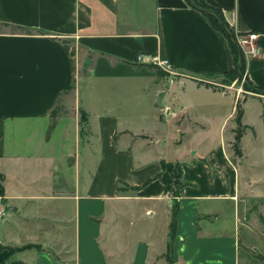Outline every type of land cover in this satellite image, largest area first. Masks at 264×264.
Segmentation results:
<instances>
[{
  "label": "crops",
  "instance_id": "0c3cea01",
  "mask_svg": "<svg viewBox=\"0 0 264 264\" xmlns=\"http://www.w3.org/2000/svg\"><path fill=\"white\" fill-rule=\"evenodd\" d=\"M204 1L234 33L256 34L242 77L264 88V0ZM139 53L164 59L172 79L136 63ZM234 67L225 34L188 0H0V261L149 264L159 250L155 228L137 224L144 204L163 205L166 222L174 203L177 264H264V231L246 217L264 177L233 162L239 92L218 85ZM104 89L128 96H98ZM227 97L218 134L205 136L203 109ZM250 100L261 101L242 102L245 161Z\"/></svg>",
  "mask_w": 264,
  "mask_h": 264
},
{
  "label": "rangeland",
  "instance_id": "374dc122",
  "mask_svg": "<svg viewBox=\"0 0 264 264\" xmlns=\"http://www.w3.org/2000/svg\"><path fill=\"white\" fill-rule=\"evenodd\" d=\"M247 48L249 47L244 46L241 51L239 50V52H241V57L245 55V51ZM146 65L151 67L158 76L165 77L166 80L172 79L171 77H169L170 74L166 73L164 69L156 65H153V64H146ZM242 76H243V73L241 77L239 76L234 77L233 73H227L218 79L219 80L218 85L222 90H227V91L231 90L233 92L236 89V91L239 92V99L236 101V103L239 104L238 106H240V108H242L243 99L249 96H258L261 100V101L250 100L248 103H245L243 105L244 115L242 119L246 123H248L250 126H252L256 132V136H253V133H247L246 136H244V138L241 141L242 148L245 151L246 155L248 156V161L247 160L245 161L243 158H241L242 154L240 156L236 155L231 145L230 148L232 149V160L234 163H238L239 165H242L243 162H246L245 164L250 163L254 165L255 170H256L255 175L264 177V115H262L264 113V92H259V93L254 92L248 86V83L245 81V79ZM175 88H177V85H174V89ZM125 90H129V88ZM118 94H121L122 96H128L123 91L108 90V89H104L103 91H101L98 96H116ZM163 96H176V94L168 90L166 94ZM185 96H217V95H212L207 92H195L192 90H187ZM70 99L71 98L66 99V101L68 100V105H70V102H71ZM220 104L221 105L218 107V109H210V108L203 109V112H202L203 120L207 121V123L210 126V129L209 131H207L205 136L213 137L218 134L219 130L217 126H219L218 125L219 119H221V116L223 115L225 111H228L231 109L232 98L227 97L226 102L224 103L220 102ZM60 105L62 106V104ZM235 108H234V117L237 116V111ZM65 112H67V109ZM82 121L83 119H81V116H80L79 125L82 124L81 123ZM240 122H241V119H240ZM242 126L243 124L241 122V126L239 128H241ZM235 128H237L236 122H235ZM144 129L150 135L154 136L155 131L159 128H155L153 125L149 124L148 126L144 127ZM174 149L175 148L172 149V147L169 146V150L167 151L165 157L170 158L172 154L174 153L173 152ZM178 172L179 170L176 169L174 175L172 176V180H171V183H172L171 186H172L174 194L178 193V190L180 187L178 179H177ZM247 203H248V206H247L248 219L251 222H253L259 229L264 231V198L258 199V198L248 197ZM126 205H132V203L129 201L128 202L124 201L122 204H120V207L123 209H126V208L131 209V206H126ZM140 205L143 206V203H140ZM144 205H146V208H147L145 216L143 218L141 217L137 224L144 225V227H146L147 229L155 228V231H154L155 233H154V236L152 235V239L156 240L157 249L159 250L158 253L151 258L149 264L150 263L151 264H177V262L172 260L170 257L171 238H172L171 226H172L174 208H175L174 203H171L169 205V208H167L165 211L166 216H167L166 222L164 220V216H165L164 208L165 207L163 205H155L154 203H146ZM154 207H156L155 209L157 212V213H154V216L158 218L155 224H153L152 221L151 222L148 221L147 219L149 216L153 215L152 211H149V210L154 209ZM133 209L134 207L132 206V210ZM132 216H133V213H132ZM69 235H71L70 232H69ZM0 248L2 247L0 246ZM5 249H6L7 254L15 251V249L12 247H6Z\"/></svg>",
  "mask_w": 264,
  "mask_h": 264
},
{
  "label": "trees",
  "instance_id": "16d2710c",
  "mask_svg": "<svg viewBox=\"0 0 264 264\" xmlns=\"http://www.w3.org/2000/svg\"><path fill=\"white\" fill-rule=\"evenodd\" d=\"M194 7L200 9L201 11H203L205 13V15L210 19V21L212 22V24L218 28L219 30H221L225 36L227 37L229 44L231 46L234 58H235V67L233 70L227 72V73H233L234 77L235 76H239L241 77L242 72H243V56H242V61L240 62V64H238L239 62V58L241 55V52H239L237 50L236 45L234 44L233 41V37L235 36V33L233 32V30L226 24V22L223 19V16L220 12V10L218 8H215L209 4H207L204 0H188ZM226 73V74H227ZM205 86L208 87H212V88H217L216 85L213 84H209V83H204ZM248 86L254 91V92H264V88H260V87H256L250 83H248ZM239 104H235V109L237 111V116L234 117V120L236 122L237 128L234 129V139L232 142V147L233 150L235 152L236 155H241V148H240V139L242 137V135L245 132V129L248 127L246 125H243L241 128H239L241 126V116H242V108H240V106H238ZM54 114V112H53ZM264 115V113L262 114ZM54 117V115H52V118ZM248 206V203H247ZM247 219H248V212H247ZM174 228V222L172 221V226L171 229L173 231ZM34 247L36 249H39V245H31L28 244L26 245L24 248H31ZM0 264H3L2 261H0Z\"/></svg>",
  "mask_w": 264,
  "mask_h": 264
},
{
  "label": "built area",
  "instance_id": "2783aa9c",
  "mask_svg": "<svg viewBox=\"0 0 264 264\" xmlns=\"http://www.w3.org/2000/svg\"><path fill=\"white\" fill-rule=\"evenodd\" d=\"M256 38L255 33H246V34H237L233 37L234 44L237 47V50L241 51L244 46L249 48L246 49L245 54H255L257 49L253 45V40ZM134 61L139 64H153L162 69H165L166 61L164 59H160L156 54L151 53H139L135 56ZM2 213L0 212V217Z\"/></svg>",
  "mask_w": 264,
  "mask_h": 264
},
{
  "label": "water",
  "instance_id": "95a60500",
  "mask_svg": "<svg viewBox=\"0 0 264 264\" xmlns=\"http://www.w3.org/2000/svg\"><path fill=\"white\" fill-rule=\"evenodd\" d=\"M240 60H239V62H238V64H240V62H241V56H240V58H239Z\"/></svg>",
  "mask_w": 264,
  "mask_h": 264
}]
</instances>
